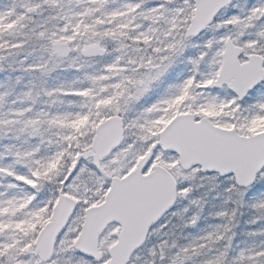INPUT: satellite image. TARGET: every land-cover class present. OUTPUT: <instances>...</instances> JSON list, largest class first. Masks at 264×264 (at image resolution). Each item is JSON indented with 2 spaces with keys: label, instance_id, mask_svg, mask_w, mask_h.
<instances>
[{
  "label": "snow or ice",
  "instance_id": "obj_1",
  "mask_svg": "<svg viewBox=\"0 0 264 264\" xmlns=\"http://www.w3.org/2000/svg\"><path fill=\"white\" fill-rule=\"evenodd\" d=\"M0 264H264V0H0Z\"/></svg>",
  "mask_w": 264,
  "mask_h": 264
}]
</instances>
